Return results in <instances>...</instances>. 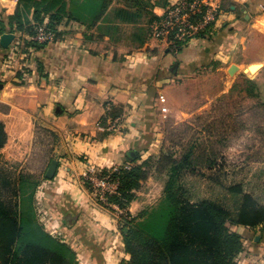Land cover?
I'll use <instances>...</instances> for the list:
<instances>
[{"label": "crops", "instance_id": "obj_1", "mask_svg": "<svg viewBox=\"0 0 264 264\" xmlns=\"http://www.w3.org/2000/svg\"><path fill=\"white\" fill-rule=\"evenodd\" d=\"M178 1H158L151 9L143 10L141 19L125 21L115 11L125 8V3L113 0L105 17L91 30L77 22L64 23L59 27L62 36L58 41L32 50L28 64L32 73L24 86L16 85L22 57L13 59L10 69L0 50V122L7 135L0 150V190L15 191L21 185L26 190L36 188L35 205L37 209L46 208L39 215L50 214L47 209L52 208L65 213L63 221L69 215L73 220L66 227L68 236H62V230H51L49 220H38L55 238H68L64 240L76 252L79 264H110L99 239L116 232V227L108 229L110 217L91 204V195L83 185L85 173L119 167L126 163L130 152L140 153L142 158L155 153L156 86L203 67L201 63L205 65L213 58L227 60L241 47L246 62L251 54V34H264V0H220L214 29L208 37L188 44L178 56L155 40L142 44L143 36L142 40L125 37L126 28H147V12L162 17ZM18 6V0H0V14L3 7L15 12ZM23 12V20L31 21L32 9ZM14 35L20 38L18 33ZM131 38L143 48L127 53L125 41L129 43ZM175 59L183 63L173 73ZM251 61L248 72L262 63L264 86V55ZM115 108L122 110L121 114L107 118L105 123L103 118ZM45 150L49 156L44 178L37 181L31 168L35 157ZM53 160L58 162L57 172L49 180L46 173ZM9 200L14 202L16 197ZM145 202L136 200L129 211ZM87 220L99 224L92 230L93 224H87ZM235 231L246 244L239 264H264V236L256 242L259 231L249 233L244 227Z\"/></svg>", "mask_w": 264, "mask_h": 264}, {"label": "trees", "instance_id": "obj_2", "mask_svg": "<svg viewBox=\"0 0 264 264\" xmlns=\"http://www.w3.org/2000/svg\"><path fill=\"white\" fill-rule=\"evenodd\" d=\"M122 1L125 2V8L115 11L125 21L141 19L149 5L144 0ZM112 2L113 0H18L19 6L15 12L3 7L0 14V36L5 33L20 35L23 55L16 85L24 86L30 79L32 71L28 64L32 50L45 48L49 44L30 42L28 36L35 35L40 26H46L55 34V42L62 36L59 27L70 22H77L91 30L105 17ZM31 9V21L25 22L23 10ZM134 9L137 10L133 11ZM147 13V32L145 38L141 39L142 44L151 39V24L160 20L151 11ZM218 16L219 14L217 18ZM215 22L199 35V39L208 37ZM187 47L188 44L179 43L175 50H168L169 53L179 55ZM0 50L3 52L1 56L5 65L13 69L14 60L10 58L12 46L8 50H3L0 46ZM179 65V62L174 64L173 73ZM38 68L42 69L40 66ZM121 112L120 109H113L103 118L104 122L106 123L107 118L119 116ZM6 142L5 126L0 122V150ZM193 157V150L180 158L166 154L157 159L148 157L144 160L140 153H136V157L129 156L126 163L119 167L98 170V177L119 183L117 192L108 196V203L105 204L117 206L127 211V215L130 214L131 204L137 200L136 193L143 188L150 174H167L164 196L158 207L143 210L137 215L144 220L143 223H127L122 226L126 255L122 264H239V257L245 252L246 244L243 236L230 226L244 227L251 231L261 228L260 233L264 236V205L253 195L244 193L241 185L229 189L232 194L243 197L236 219H232L231 213L220 204L212 201L193 203L186 198L181 179L186 171L193 170ZM86 185L93 190L91 181L86 182ZM22 186L24 187L21 185L14 191V202L6 199L0 190V264H79L76 252L68 243L49 234L44 224L39 222L35 205L37 190H26ZM29 191L31 192L26 194ZM69 218L64 221L67 228ZM126 229L128 232H125Z\"/></svg>", "mask_w": 264, "mask_h": 264}, {"label": "rangeland", "instance_id": "obj_3", "mask_svg": "<svg viewBox=\"0 0 264 264\" xmlns=\"http://www.w3.org/2000/svg\"><path fill=\"white\" fill-rule=\"evenodd\" d=\"M158 1L162 0H144V3L146 5L149 3L146 8L151 9L150 5L159 3ZM146 32L147 28L123 30L125 37H136L138 40L142 36L145 37ZM254 33L256 35L252 33L250 37L252 43L249 50L252 56L249 54L250 59L248 58L246 62L243 61L244 51L241 47L227 60L217 61L213 58L199 69L156 86L157 146L155 153L143 158L157 159L166 154L180 158L193 150L194 168L186 171L181 179L186 190V198L193 203L212 201L220 204L231 213L232 219L237 218L243 197L232 194L229 191L231 187L241 185L244 193L253 195L261 205H264V86L263 73L260 71L262 63L257 64L259 66L257 70L247 71L251 60L263 58L264 34L259 31ZM125 44L128 48L127 53H132L133 49L143 48L142 44L133 41L132 38L129 43L125 41ZM181 61L175 59L173 62L183 63ZM48 156V151L45 150L35 157L34 167L31 168L35 173L32 175L33 179L43 180ZM88 181L83 178V185L91 195V204L110 217L111 226L108 229L116 227V232L107 233L99 239V243L103 246L108 263L122 264L126 258L122 246V226L127 223L132 225L143 223L144 220L137 215L143 210L158 207L164 196L167 174L156 172L150 174L143 188L136 193L137 200L146 201L145 204L128 215L123 209L105 204L97 188L92 186L91 190L87 187ZM2 193L8 199L15 197L14 190ZM44 209L46 208L42 206L36 209L38 217L49 220L48 226L50 225L51 230H62V234L59 233L68 236L63 221L65 213H62L60 208L59 211L50 208L52 211L47 209L50 214L45 215ZM39 211L43 212L39 215ZM132 220L135 221L131 222ZM87 224H93V230L99 223L87 220ZM230 227L234 231L238 229L235 225ZM260 229L247 231L257 233L261 231ZM62 239L68 240L67 237Z\"/></svg>", "mask_w": 264, "mask_h": 264}, {"label": "built area", "instance_id": "obj_4", "mask_svg": "<svg viewBox=\"0 0 264 264\" xmlns=\"http://www.w3.org/2000/svg\"><path fill=\"white\" fill-rule=\"evenodd\" d=\"M219 5L220 0H180L172 4L160 17V20L151 24V39L161 43L167 49L173 50H175L176 44H190L197 40L211 23L217 20ZM27 39L37 44H47L54 41L55 34L46 26H40L35 35L28 36ZM20 45L19 38L16 37L11 45L10 58L22 57ZM96 172L98 170L95 169L87 172L83 178L91 181L101 193V200L108 203V196L117 192L119 183L111 182L108 178H100L96 176ZM112 207L117 208L114 205Z\"/></svg>", "mask_w": 264, "mask_h": 264}, {"label": "water", "instance_id": "obj_5", "mask_svg": "<svg viewBox=\"0 0 264 264\" xmlns=\"http://www.w3.org/2000/svg\"><path fill=\"white\" fill-rule=\"evenodd\" d=\"M15 39H16V36L14 34L5 33V34L0 36V46L2 47L3 50H8L11 47V45L13 44ZM0 88H2V85H0ZM129 155L132 158L136 157V154L134 152H130ZM57 166H58V162L56 160H53L50 164V167H49L47 173H46L47 179H49V180L54 179L56 172H57ZM66 218H69V215H67ZM125 232H128V229H126ZM261 236H262L261 233H259L256 236L255 241L260 242ZM124 264H128V263H124Z\"/></svg>", "mask_w": 264, "mask_h": 264}, {"label": "flooded vegetation", "instance_id": "obj_6", "mask_svg": "<svg viewBox=\"0 0 264 264\" xmlns=\"http://www.w3.org/2000/svg\"><path fill=\"white\" fill-rule=\"evenodd\" d=\"M69 220H73V219L70 217Z\"/></svg>", "mask_w": 264, "mask_h": 264}]
</instances>
